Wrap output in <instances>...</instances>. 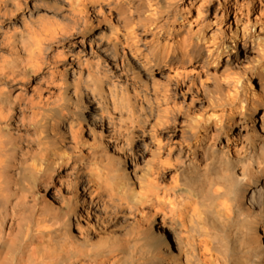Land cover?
I'll return each instance as SVG.
<instances>
[{
  "label": "clouds",
  "instance_id": "obj_1",
  "mask_svg": "<svg viewBox=\"0 0 264 264\" xmlns=\"http://www.w3.org/2000/svg\"><path fill=\"white\" fill-rule=\"evenodd\" d=\"M0 264H264V0H0Z\"/></svg>",
  "mask_w": 264,
  "mask_h": 264
}]
</instances>
